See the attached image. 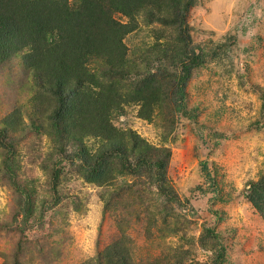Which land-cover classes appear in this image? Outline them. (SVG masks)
<instances>
[{"label":"rangeland","instance_id":"obj_1","mask_svg":"<svg viewBox=\"0 0 264 264\" xmlns=\"http://www.w3.org/2000/svg\"><path fill=\"white\" fill-rule=\"evenodd\" d=\"M138 22L139 31L124 39L135 53L153 44L155 30L171 33L143 16ZM188 23L193 44L206 55L186 87L195 119L168 105L145 120L138 105L128 104L112 120L120 131L169 148L166 177L180 204L173 213L130 177L98 186L68 164L59 165L48 135L50 104L33 99L36 81L23 65L27 50L0 67V141L11 148L0 143V264L14 258L19 264H96L112 245L124 249L129 264H173L178 257L183 264H211L218 251L205 228L224 245L225 264H264V218L246 199L249 185L264 175V0H196ZM83 142L93 152L100 139L87 136ZM201 162L216 193L208 190ZM55 163L53 191L49 174ZM121 181L131 188L117 185ZM113 190L117 195H110ZM26 195L33 201L27 223Z\"/></svg>","mask_w":264,"mask_h":264},{"label":"trees","instance_id":"obj_2","mask_svg":"<svg viewBox=\"0 0 264 264\" xmlns=\"http://www.w3.org/2000/svg\"><path fill=\"white\" fill-rule=\"evenodd\" d=\"M195 1L76 0L71 7L67 0H0V67L27 50L22 61L36 81L33 99L50 104L48 135L56 162L68 164L85 181L98 186L109 187L117 177H130L133 185L141 183L154 191L168 213L180 206L166 177L169 148L153 146L131 130L120 131L112 120L128 104L138 105V117L145 120L168 105L174 113L195 119L187 107L186 87L193 71L206 59L203 50L193 44L188 23ZM116 14L127 22L116 19ZM140 16L171 33L155 30L153 44L135 53L124 39L139 31ZM87 136L100 139L93 152L84 145ZM0 143L9 148L4 141ZM7 161L6 170L12 175ZM200 165L208 190L216 193L206 163ZM55 166L49 174L53 191L58 178ZM9 179L18 190L13 178ZM119 183L124 188L132 185ZM29 197L22 202L26 223L33 211ZM246 199L264 218V175L249 185ZM104 203L107 206L109 199ZM171 214L163 217L164 222ZM212 214L216 219L219 216L218 211ZM205 231L216 241L214 252L218 251L211 264H225V247L217 233L211 228ZM11 264L19 262L14 258ZM96 264L129 262L124 249L112 245L100 253ZM173 264H183L181 257Z\"/></svg>","mask_w":264,"mask_h":264}]
</instances>
